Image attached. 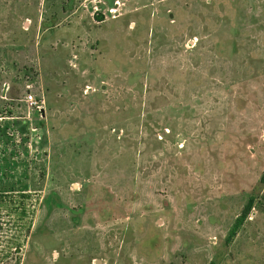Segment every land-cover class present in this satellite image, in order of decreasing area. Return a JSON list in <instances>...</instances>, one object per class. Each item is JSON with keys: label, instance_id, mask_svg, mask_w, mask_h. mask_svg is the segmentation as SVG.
Listing matches in <instances>:
<instances>
[{"label": "rangeland", "instance_id": "rangeland-1", "mask_svg": "<svg viewBox=\"0 0 264 264\" xmlns=\"http://www.w3.org/2000/svg\"><path fill=\"white\" fill-rule=\"evenodd\" d=\"M0 112V264H264V0H0Z\"/></svg>", "mask_w": 264, "mask_h": 264}, {"label": "trees", "instance_id": "trees-1", "mask_svg": "<svg viewBox=\"0 0 264 264\" xmlns=\"http://www.w3.org/2000/svg\"><path fill=\"white\" fill-rule=\"evenodd\" d=\"M3 113L0 112V118H5L4 115H2ZM4 130L5 129H1L0 128V137L3 136V133H4ZM259 186L261 189H263V192H262V195H260V198L263 199L264 201V171L262 172L260 178H259ZM12 194H16L18 195V197L23 201L24 199L28 198L29 197V193L27 192H24V191H21V192H16L14 193L13 191H9V192H1L0 193V208L1 206L4 205V198H6V196H9V195H12ZM12 197V196H10ZM257 198H259V196H254V195H251L246 204L244 205L243 209H242V212L241 214L236 218L232 228L230 229L229 231V234H228V237H227V240H231V238H233L237 231L239 230V228L242 226L243 222L246 220V218L248 217V215L250 214L251 210L253 209L254 205L256 204V200ZM12 202V201H11ZM17 210V209H16ZM24 213L23 211H21L19 213L20 216H22Z\"/></svg>", "mask_w": 264, "mask_h": 264}, {"label": "built area", "instance_id": "built-area-1", "mask_svg": "<svg viewBox=\"0 0 264 264\" xmlns=\"http://www.w3.org/2000/svg\"><path fill=\"white\" fill-rule=\"evenodd\" d=\"M26 101H27L30 105L35 104V102L33 101V97H32L31 94H29V95L26 97Z\"/></svg>", "mask_w": 264, "mask_h": 264}]
</instances>
